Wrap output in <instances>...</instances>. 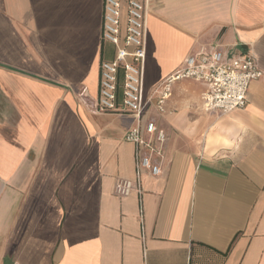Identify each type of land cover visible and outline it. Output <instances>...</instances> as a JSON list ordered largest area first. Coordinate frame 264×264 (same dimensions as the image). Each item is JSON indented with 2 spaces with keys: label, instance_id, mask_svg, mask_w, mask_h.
Segmentation results:
<instances>
[{
  "label": "crops",
  "instance_id": "1",
  "mask_svg": "<svg viewBox=\"0 0 264 264\" xmlns=\"http://www.w3.org/2000/svg\"><path fill=\"white\" fill-rule=\"evenodd\" d=\"M104 1L0 0V264H264V77L227 115L195 80L150 102L204 47L264 72V0H148L142 123L166 144L128 197L138 121L96 109Z\"/></svg>",
  "mask_w": 264,
  "mask_h": 264
},
{
  "label": "built area",
  "instance_id": "2",
  "mask_svg": "<svg viewBox=\"0 0 264 264\" xmlns=\"http://www.w3.org/2000/svg\"><path fill=\"white\" fill-rule=\"evenodd\" d=\"M148 0H105L102 38L114 47L111 60L100 65L98 112L128 114L138 125L127 131L125 140L135 146V182L119 180L115 192L128 197L134 191L142 194L145 173L157 177L162 173L161 160L166 135L148 120L142 123L146 109L144 77ZM264 77L250 52L226 55L221 50L201 48L185 60L184 67L166 78L153 91V102L159 115L169 114L167 102L173 86L183 80H195L209 86L204 95L205 110L227 115L247 107V93L253 81Z\"/></svg>",
  "mask_w": 264,
  "mask_h": 264
}]
</instances>
